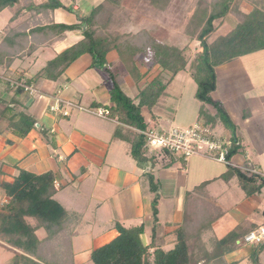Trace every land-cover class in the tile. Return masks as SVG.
<instances>
[{
    "label": "crops",
    "instance_id": "1",
    "mask_svg": "<svg viewBox=\"0 0 264 264\" xmlns=\"http://www.w3.org/2000/svg\"><path fill=\"white\" fill-rule=\"evenodd\" d=\"M60 1L72 8L70 14L74 16L66 13V9H48L10 33L5 28L15 15V10L10 8L0 13V110L5 111V116L0 120L2 181L12 182L21 170L37 175L51 172L55 176V200L69 213L80 215L83 220L85 213H78L66 206L75 197L71 195L80 194L88 186L93 190L101 188L104 193L100 196L102 200L97 197L101 202L99 206L109 199L106 207L116 221L127 223L131 219L128 222L131 225L142 223L145 226L144 235L149 239L147 245L154 243L155 247L165 251L174 249L178 229L186 222L185 202L188 195L206 184L202 193L216 209L221 210L222 215L211 227L202 225L201 230L198 229V238H202L200 243L193 242L197 237H192L193 255L202 263L208 256L209 240L225 238L230 231L231 234L239 230L237 247L229 250L225 256L214 258V264H250L256 251L261 264H264V243L260 244V249L257 244L240 247L245 243V236L264 227L261 201L258 195L245 197L243 193L242 196L235 176L229 180L223 179L229 167L241 169L244 166L257 170L264 177V71L258 73L253 61L247 60L260 52L236 58L216 69L217 89L212 98L216 96L215 102L224 106L235 126L234 132L222 135L233 144L237 143L238 152L230 159L232 165L202 155L184 160L183 168L178 170L174 169L177 160L166 162L154 176L155 183L160 185L159 221L154 226L152 202L156 194L150 190L149 184V193L145 198L139 196L137 186L147 173V168L140 167L131 158V146L127 141L114 137L118 128L128 126L119 121L117 113H112L114 104L111 90L114 83L108 67L94 64L93 57L84 54L71 63L59 64L52 73L47 69L50 63L77 45L84 38L85 31H81V28L62 31L51 26L78 25L81 17L90 15L104 0ZM35 2L39 4L42 0ZM252 3L250 5L253 8ZM117 54L118 51H112L107 58L113 55L110 60L115 63L120 60ZM139 58L140 54H137L133 60L134 63L138 62V74L135 77L129 69L121 71L122 68H119L115 74V81L136 103L149 83L169 72L163 70L161 64H140ZM178 74H172L165 84H172ZM186 76V79L180 80L192 82L191 74L187 72ZM221 76L224 78L221 79ZM17 87L23 89L20 91ZM196 92L182 97V118H175V121H184L186 127L199 119L210 124L212 122L207 120L209 117L206 114L217 112L213 106L199 102ZM4 103L10 105L9 111ZM11 103L22 105L25 112L20 114L33 117L36 121L35 127L25 137L12 131L10 118L19 114L15 109L16 104L11 106ZM152 110L144 108L143 116L148 127L157 128L162 117ZM153 170L152 165L150 172ZM113 188L116 189L114 192ZM0 197L3 200L4 194ZM144 200L146 208L143 207ZM92 232L95 233V228ZM150 232L156 233L155 237L158 236L160 241L154 235H148Z\"/></svg>",
    "mask_w": 264,
    "mask_h": 264
},
{
    "label": "trees",
    "instance_id": "2",
    "mask_svg": "<svg viewBox=\"0 0 264 264\" xmlns=\"http://www.w3.org/2000/svg\"><path fill=\"white\" fill-rule=\"evenodd\" d=\"M154 1L156 0H151L153 3ZM120 2L122 0H104L91 11L90 15L81 17L78 25L51 26V28H59L62 31L83 28L84 24L87 25V28L83 31L84 38L77 45L48 65L49 72L59 64L66 65L84 54L91 55L94 64L99 63L104 66V61L110 52L123 50L124 47L132 51L134 56L145 53L152 54V57L146 61L147 63L161 64L163 70L174 75L185 71L188 63L186 60L188 47L181 50L176 49L172 54H165V59L161 62L158 60L157 46L153 41H149L150 44L145 45L146 42L128 41L125 35L107 31V26L113 21H117L115 15L120 8ZM233 2L235 1L198 0L195 14H207L209 18L198 39L202 50L191 62V69L194 66L191 77L197 84L196 99L204 105L213 106L217 110V116L222 118L228 127H232L233 124L227 112L221 103L215 102L212 98L217 89L216 69L236 58L264 50L263 4H259L257 7L253 5L249 14L238 11L237 15L242 17V21H237L236 17L233 18L235 26L229 34L219 37L212 43L208 41V38L216 31L213 22L232 17V11L235 8ZM10 8L15 10V15L5 28L7 33L45 10L66 9L72 11L71 7L64 6L60 0H42L39 4L35 0H0V13ZM151 46L154 47L150 50ZM170 48L175 49V47ZM111 77L114 83L111 90V100L114 104L112 113H117L119 121L128 126L127 128L124 126L118 128L114 137L123 139L130 144L131 155L140 167L146 169L149 162L154 166L155 157H146L148 154L146 138L129 129L146 131L150 128L146 124L143 110L144 108L152 110L154 104L165 92L166 84L159 79L152 81L140 93L139 102L135 103L115 81V74H111ZM17 88L20 91L23 89V87ZM6 107L7 109L11 108L8 104ZM4 116L5 111L0 110V118ZM208 120L214 122L211 117ZM35 124L34 118L25 114L10 118L12 131L22 137L27 136ZM210 124L212 125V123ZM212 126L215 127L214 123ZM125 132H128V136L125 135ZM236 145L237 143L234 142L230 149L229 160L238 152ZM178 159L184 162L182 158H174L173 162ZM146 174L151 175V172ZM232 176H237L239 185L247 197L262 194L264 191V177L261 174H251L238 168L229 167V172L223 176V179L229 180ZM149 182L150 190L156 194L152 202L154 226H156L159 221L158 192L160 185L155 183L154 178H150ZM54 183L55 176L51 172L37 175L26 170H21L12 182H0V188L7 200L0 209V239L6 240L15 249L21 250V253L16 254L9 264H76L73 239L79 235L77 226L80 225L82 217L69 213L55 200ZM205 185L199 186L195 189V193L189 194L186 199V222L178 229L174 249L166 252L161 247H155L154 243L144 244L142 241L145 232L144 225L125 228L117 223L115 225L117 236L111 242L94 249L91 252V261L94 264H200L201 262L192 253L191 239L193 236H195L194 238L198 237L202 225L211 227L222 215L221 210L216 209L215 205H212V202L202 193ZM30 219L35 223L31 224ZM39 230L46 231L45 238H38ZM238 231H234L231 235L234 241L231 250L237 247ZM257 247L260 249L262 246L258 244ZM250 264H261L258 251L252 256Z\"/></svg>",
    "mask_w": 264,
    "mask_h": 264
},
{
    "label": "rangeland",
    "instance_id": "3",
    "mask_svg": "<svg viewBox=\"0 0 264 264\" xmlns=\"http://www.w3.org/2000/svg\"><path fill=\"white\" fill-rule=\"evenodd\" d=\"M73 1L75 2L76 0H73ZM234 1L235 2H233L234 3L233 7L235 8L232 11V17H228L222 20H215L213 22V25L215 26L216 31L208 38L209 42H213L217 40L219 37H223L229 34L234 29V26H235L234 25L235 19L233 18L236 17L237 21L239 20L242 21V17L240 15H237L239 14L238 11L241 10L243 13L248 14L253 9L252 5H250L252 1H253L252 4L254 5V7L255 6L257 7L259 4L264 5V0H234ZM65 2H68V0H65ZM197 3H198V0H156L154 1V3L151 2V0H122V2H120V5H119L120 8L115 15V18L117 19V21L116 22L113 21L106 28L108 29L107 31L119 33L120 35H125V38L128 41L137 40L141 42H146L145 45L150 44L149 41H153V43L157 46L156 53H157L158 60H160L161 62L163 61V59H165V56H166L165 54L167 53L172 54L174 53V51H176V49L181 50L186 47L189 48V51L186 54V60L188 63L186 65L185 72L182 71L183 73L178 74L179 76L177 75L175 81L172 84L166 85L165 92H163V94L160 96V98L154 104V107L152 108L153 112H155L156 114L162 117V121H160L159 123L160 125H157V128L159 130L166 131L171 127L186 128V123H184V121L182 120L175 121V118L176 117L179 119L182 118L181 115L183 114V110H184L182 106L184 105L183 103L181 105V99L184 96L185 97L189 96L191 93L194 94V92H196L197 84L194 82L193 79H192V82L190 81L189 83H186L185 81H181V80L186 79L187 72L191 74V72L194 71V66H192L193 70L191 69V62H193V60L197 57L198 53L201 52L202 50L201 43L198 39L203 29L205 28L206 23L208 22V18H209L207 14H200V13L195 14L197 6H198ZM236 6H237L238 13L236 12ZM70 12L71 11L69 12L66 11V13L68 14H70ZM70 16H74V15L70 14ZM81 31H82V28H81ZM153 47L151 46L150 50ZM170 47H175V49H172ZM124 48L125 49L123 50L120 49L118 51L119 55L118 54L117 55L118 57H120V60L113 63L114 61L110 60L111 57H113V55H111L109 56V59L106 57L104 61V66L108 67L111 74H116L119 68H122L121 71L123 70L126 71L129 69L132 76L135 77L138 74V62L137 63L135 62L136 63L135 64L133 61L134 60L133 52L130 51L126 47ZM167 48H169L170 50H168ZM259 52L260 53L252 55L247 60L253 61V65L257 67L258 73H263L264 71V50H261ZM151 57H152V54H146V53L140 54L139 63L146 65L147 64L146 61ZM121 71L119 70V72ZM50 72L52 73L53 71H50ZM171 75H172L171 72H165L163 75H161V79L159 80L166 83V81L169 80ZM222 76H225V75H222ZM223 78L224 77H222L221 79ZM122 91L124 92L123 89ZM213 100L214 101L217 100L216 96L213 97ZM138 102L139 100L137 101V103ZM14 104H16L15 109L17 110V114H20V112H25L22 109V105L19 106L20 105L19 103H11V106H13ZM9 110L10 109H8V111ZM206 116L214 119L213 120L214 122L212 121L211 122L212 124L213 123L216 124V127L214 128L216 132L219 134V136H222L226 132H229V131L234 132L235 126L233 125L232 127L226 126L222 118H219L217 116V112H213V115L208 113L206 114ZM199 121L203 122L204 120L199 119ZM129 130L133 131V133L135 134H138V135L140 134L138 130H135V128H133V130L132 129H129ZM125 135L128 136V132H125ZM240 154L241 153L239 152V155ZM146 157L147 158L155 157V158H154V170L151 172V175L146 174L144 178L140 180V182L137 184L138 190H139V196L143 195L144 198H145V195L149 193L147 190H149L150 178H154V176L156 177L157 171L159 169H163V166L166 162L171 161L174 158H180L172 153L166 154L165 151H152V152L148 151V154L146 155ZM131 158L134 159V161H136L133 156H131ZM244 167L245 168H241L240 170L243 172H247V169H249V167H246V166ZM182 168H183L182 162L180 160H177V162L174 165V169L178 170ZM3 169H4V166H3ZM8 176H10V174H8ZM235 177L237 179V176ZM0 182H2L1 178H0ZM90 183L92 184L91 186H93L92 181ZM115 190L116 189L113 188V192ZM240 190H241L240 193H242L241 195L243 196V193H244L246 197L247 195L245 194L244 190L241 187H240ZM68 191L72 193L71 190H68ZM103 193L104 192L101 188L93 190L92 188H90V186H88L86 189L83 188L80 194L76 193L74 195L73 193L71 197L73 198L75 196L74 199L68 201V204L65 203L69 209L77 211L78 213L79 212L85 213V216H84L85 221L82 218L80 225L77 226V229L80 235L76 239H73L75 243V246L73 249L76 252L75 260L76 262H78V264H94L90 259L91 252L94 249H97L111 242L116 237L117 231L115 230V225L117 222L120 223L125 228H133L134 226L137 227L142 224V223H137V224L131 225L130 223H128V222H131L130 221L131 219H128L127 223L116 221L115 218H113L112 214L109 212V210L106 207L108 206L109 199L107 200L106 203H103L101 206L98 205V203H101V202L97 199V197L102 200L100 196L101 195L103 196ZM3 194L4 192L0 188V196ZM231 196H233V193H231ZM257 198L258 200L261 201L260 202L261 204L260 209L262 210L261 219H264V215H263L264 191L262 192L261 195H258ZM6 202L7 200L4 194L3 200H1V197H0V209L2 205H4ZM143 207L145 208L147 207L146 202L145 204L143 203ZM86 221H88L89 223L87 224ZM29 222L31 224L35 223V221L32 219H30ZM92 227L95 228V233L92 232L93 231ZM230 232L228 233L229 235L227 234L228 236L226 235L225 238L222 237L218 240H215L213 238V240L212 239L209 240L210 248H208L209 249L207 253L208 256H206L205 261H203L200 264H214V258L229 254L228 251L231 250L232 245L234 243L233 238H231L232 233L230 234ZM151 234L154 235L155 237L156 233L154 232L148 233V235H151ZM37 236L39 239L43 238L44 236L46 237V231L39 230L37 232ZM147 238L148 236L145 234L142 238V241L144 244L149 243V239ZM155 238L157 241H160L158 236H156ZM201 240L197 237L196 240L193 242L200 243ZM240 247L246 248L247 243L246 242L243 243L242 245H240ZM20 253H21V250L15 249L6 240L0 239V264H9L11 259L16 254H20Z\"/></svg>",
    "mask_w": 264,
    "mask_h": 264
},
{
    "label": "built area",
    "instance_id": "4",
    "mask_svg": "<svg viewBox=\"0 0 264 264\" xmlns=\"http://www.w3.org/2000/svg\"><path fill=\"white\" fill-rule=\"evenodd\" d=\"M26 90L29 89L26 88ZM138 131L146 138L148 151H167L185 161L202 155L214 161L232 165L228 159L230 149L233 147L232 141L219 136L213 126L206 122L197 121L186 128L171 127L166 131L154 127L146 131ZM247 172L260 174L253 169H247ZM245 242L257 245L264 243V227L250 232L245 237Z\"/></svg>",
    "mask_w": 264,
    "mask_h": 264
},
{
    "label": "water",
    "instance_id": "5",
    "mask_svg": "<svg viewBox=\"0 0 264 264\" xmlns=\"http://www.w3.org/2000/svg\"><path fill=\"white\" fill-rule=\"evenodd\" d=\"M86 28H87V25L84 24V27H83L82 29L86 30ZM97 66L100 67V65H97ZM151 167H152V163L149 162V163H148V167H147V169H146V172H150V171H151Z\"/></svg>",
    "mask_w": 264,
    "mask_h": 264
}]
</instances>
